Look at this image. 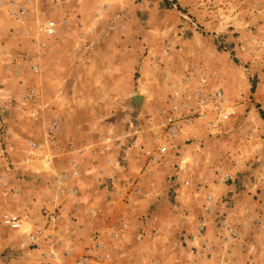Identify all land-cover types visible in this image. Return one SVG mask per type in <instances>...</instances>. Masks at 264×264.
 Wrapping results in <instances>:
<instances>
[{"label":"crops","instance_id":"crops-1","mask_svg":"<svg viewBox=\"0 0 264 264\" xmlns=\"http://www.w3.org/2000/svg\"><path fill=\"white\" fill-rule=\"evenodd\" d=\"M238 1L248 4V9L264 6V0ZM68 2L50 0L48 21L53 22V32L37 33L36 26L35 40L30 42L29 60L36 77L44 73L41 60L52 57L53 49L68 44L78 48L66 49L60 56L63 60L45 72L54 96L49 101L54 117L48 119L40 138L32 139L38 145L26 146L27 152L18 161L19 148L14 141L12 145L6 142V134L0 131V177H5L0 181V200L12 209L2 211L0 222L5 213L25 219L18 228L6 227L15 240L14 248L36 254L37 264H73V258L81 254L90 257L85 264H253L237 260L238 253L248 249L245 243L251 235L264 227V178L257 175L264 164L254 165L247 161V154L231 151L235 133L228 124L237 113L229 94L234 67L227 51L217 48L231 42L223 30L230 16L214 17L228 7L220 0H206L210 17L198 23L208 35H180V29L176 30V36L164 43L163 52L156 50L158 56L147 46L148 52L140 57L136 91L132 83H125L118 97L120 78L110 63L115 52L85 50L99 42L97 29L110 5L95 2L88 16L85 0ZM6 9L0 0V10ZM105 26L108 31L115 28L111 22ZM120 26L125 28L127 22ZM240 37L229 48L244 61L247 56ZM100 57L110 65L98 62L99 66ZM88 61L91 65L86 66ZM151 63L158 67L162 91L153 79L145 81ZM244 63L243 69L250 70L247 60ZM123 74L125 80H132L128 70ZM28 89L35 95L32 103L41 105L37 86ZM217 89L225 97L224 105L234 109L233 115L216 111L211 103H199V95ZM260 97L264 105L262 93ZM118 102L131 110L124 119L117 117ZM172 106L183 114L198 109L202 113L169 136L163 129L164 111ZM87 107L96 108L98 114L87 119L89 132L81 133L86 126L75 124L87 121L79 118ZM4 121L0 118V125ZM20 166L26 176L16 180L11 173ZM35 227L41 229V237L31 245L26 234ZM228 227L236 236L226 240ZM50 247L55 249V258L43 255ZM65 250L69 256L63 254Z\"/></svg>","mask_w":264,"mask_h":264},{"label":"rangeland","instance_id":"rangeland-1","mask_svg":"<svg viewBox=\"0 0 264 264\" xmlns=\"http://www.w3.org/2000/svg\"><path fill=\"white\" fill-rule=\"evenodd\" d=\"M68 1L72 4L76 0ZM168 1L170 4L166 5L163 0H85L87 15L92 12V5L95 2L110 5L109 10L100 20L102 25L97 29L99 42L89 44L88 49L85 50H100L105 53L115 52V58L112 57L110 63L115 64L117 77L120 78L118 91L116 92L118 97L123 93L120 87L125 83H132L133 91H136V80L141 76L137 72L140 57L143 53L145 55L148 52L150 45V49L154 50L153 52L156 53L154 54L158 56V52H163L164 43L166 46L168 41L176 36V30L180 29L178 33L180 35L193 34L194 32L204 35L207 33L204 31V25L198 23L210 17L208 15L209 10L206 9L205 5L206 0ZM220 1L222 2L221 5L224 8L228 7V9L219 10L214 17L222 19L230 16L233 21L228 18L229 22H223L225 26L223 30L225 34H229L231 42L217 45L220 51H227L229 60L234 67L230 69L232 83L229 86V94L233 98L231 101L234 102L237 113L228 124V129L235 133L231 151L247 154V161L254 162V165L257 162L264 164V117L260 113V111L264 112V105L258 101V97L261 98L258 76H261L259 56L262 52L257 47L258 41L264 39V6H261L260 9H251L250 7V10L248 4L238 0ZM4 5L8 10H0V85L3 88L0 91L3 102L0 107V118L3 117L5 121L4 124L0 125V131L3 130L6 134V142L12 145V141H14L17 148H19L16 151L18 156L15 155L18 161L24 157V152H27L26 146L29 147L32 139L36 138L37 140V138H40L44 125L54 115L50 106V100L54 96H52L49 80L45 78V72L52 71V66L54 67L61 59L63 60L60 57L61 55L68 51L78 50V48L76 44H74V47H70V44H68V46L53 49L52 57L47 60L42 58L41 60V68L44 73L42 72L40 76L36 77L29 60L30 42L35 40L36 26L48 21L50 17V0H4ZM22 6L26 8V12L17 20L9 13L10 8L15 10ZM57 12L59 15L62 14L59 8ZM216 18L214 20L218 22ZM234 20H237V22ZM106 22H111L115 27L114 30L110 27L111 31H108V28L104 27ZM122 22H127L125 28L120 26ZM239 35L241 36L239 44L244 46L243 50L247 56L244 61H239L236 57V51L229 48L234 45L233 40L237 42V36ZM219 36L223 35H218V38ZM39 37L43 39V36L38 35V39ZM125 46L128 48L127 51H125ZM256 51L259 52L256 53ZM250 54H253V56L250 57ZM70 60L73 61V65L78 64V60ZM246 60L247 65H250V70L245 71L243 66ZM108 61L106 58L100 57L97 64L100 62L101 66H103V63L106 67L110 65ZM88 63L86 66L91 65V61H88ZM235 65L237 66L235 67ZM15 67L17 73H14ZM150 67L145 74V81L149 82L153 79L155 87L162 91L164 86L161 78H159V72L156 71L157 66L151 63ZM125 69L129 71L131 81L128 80V77L126 80L123 77ZM107 79H104L105 82L108 81ZM30 85L37 86L41 105L37 102L32 103L35 95L28 92ZM47 99L48 102L50 101L49 104L45 103L43 105V102H46ZM95 110L96 108L93 107L84 108L79 113V118L89 120L91 116L98 114ZM128 111L131 110L120 106L118 102V118L124 119ZM88 120L85 122L79 121L78 124H75L81 125V127L86 126L81 128V133L89 132ZM119 120L118 122H120ZM1 140L0 143L3 144ZM257 149L260 153H256ZM23 170L21 166L14 168L11 176L16 180H21V177L26 176ZM257 175L264 178V167H261ZM1 197L6 196L3 194ZM3 201L5 200L3 199ZM5 209L12 210L8 206H2V200H0V214ZM6 227L7 225L0 222V264H37L39 257L36 254H29L26 251L23 252L21 249L14 248L15 240ZM251 238V241L245 243L248 246L246 252L238 253L240 256L236 260L237 262L245 261V263H248L252 261L253 264L255 262L264 264V227L255 231Z\"/></svg>","mask_w":264,"mask_h":264},{"label":"built area","instance_id":"built-area-1","mask_svg":"<svg viewBox=\"0 0 264 264\" xmlns=\"http://www.w3.org/2000/svg\"><path fill=\"white\" fill-rule=\"evenodd\" d=\"M214 1V0H211ZM26 12V8L24 6L17 8V9H11L9 11V13L11 14V16H13L14 18H16L17 20H19L21 18V16ZM53 32V22L52 21H48V23L46 24H42V25H38L37 26V33H41V34H52ZM43 45V44H41ZM257 47L258 50H260L262 52V54L259 56V60L261 62L260 66H259V71L261 73V76H258L260 81V85H261V93L262 96H264V39H260L257 43ZM259 51H257L258 53ZM37 67L35 65H33V69L35 70ZM28 92L30 94H34L32 89H28ZM198 101L199 103L202 102H207L211 103L212 105H214V108L216 109V111H220L223 112L225 115L227 116H231L234 114V109L231 106L228 105H224L225 103V97L222 94V92L217 89L215 90L213 93H209L207 95H199L198 96ZM175 106L171 107V110H167L164 111V118H165V123L163 126V129L165 131V133L169 136H172L175 134V132L179 129V127L190 121V118L192 116L195 115H201V110L198 109L196 111H194L192 114H183V113H179L177 111H175ZM56 125H54L55 127ZM50 127V126H49ZM48 127V133H51V131L49 130L50 128ZM38 144L35 143H31L30 146H36ZM165 146H161L160 147V151H164ZM5 177L1 176L0 177V181L4 182ZM229 177L225 175V180H228ZM56 216V214L54 215ZM25 221V219H24ZM23 219L15 214V213H5L3 215L2 218V222L3 224L11 227V228H18L20 227L23 223H24ZM200 230L203 228V224H201L199 226ZM229 230V234L226 235V240H229L233 237L236 236V232L231 228L228 227ZM41 237V229L39 227H35L33 229V231H28L26 234V240L30 242L31 245H36L37 241L40 239ZM94 240H96V238H94ZM95 246L97 248L101 247V244L98 240L95 241ZM55 249H53L52 247L48 248L47 252L44 253L43 255L45 257L48 258H55L56 257V253L54 251ZM63 254L65 256H69L70 251L69 250H65L63 252ZM99 255V254H98ZM90 260V257L88 255L85 254H81L79 256H76L75 258H73L72 262L73 264H85L86 261ZM67 264V263H64Z\"/></svg>","mask_w":264,"mask_h":264},{"label":"water","instance_id":"water-1","mask_svg":"<svg viewBox=\"0 0 264 264\" xmlns=\"http://www.w3.org/2000/svg\"><path fill=\"white\" fill-rule=\"evenodd\" d=\"M134 99H135V102H136V101L138 102V96H137V97L135 96Z\"/></svg>","mask_w":264,"mask_h":264},{"label":"trees","instance_id":"trees-1","mask_svg":"<svg viewBox=\"0 0 264 264\" xmlns=\"http://www.w3.org/2000/svg\"><path fill=\"white\" fill-rule=\"evenodd\" d=\"M260 113H261V116L264 117V112H261V111H260Z\"/></svg>","mask_w":264,"mask_h":264}]
</instances>
